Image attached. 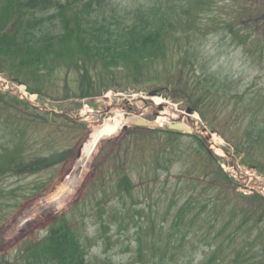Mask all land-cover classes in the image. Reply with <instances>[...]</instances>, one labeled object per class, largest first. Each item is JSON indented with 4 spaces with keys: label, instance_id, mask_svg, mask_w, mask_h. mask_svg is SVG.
Segmentation results:
<instances>
[{
    "label": "rangeland",
    "instance_id": "1",
    "mask_svg": "<svg viewBox=\"0 0 264 264\" xmlns=\"http://www.w3.org/2000/svg\"><path fill=\"white\" fill-rule=\"evenodd\" d=\"M153 1L111 0V4L118 14L125 15ZM218 1L221 4V0ZM210 13L212 12H204L203 17ZM52 27L50 25V28ZM219 38L220 35L213 34L199 39V44L203 47L202 56L209 58L205 68L221 75L230 72L241 73L243 57L240 50L222 52L217 46ZM181 45L187 46V40H183ZM180 53L181 48L170 54L168 61L155 60L152 66H140L138 70L144 77L138 81H134L131 66L125 64L113 66L111 69L90 66L87 71L74 67L51 66L50 70L41 68L39 73L45 76L42 84L46 94L44 96L30 94L26 85L15 82V77L8 71L0 73L1 78L8 81L9 85L8 90L3 89L1 85L0 91L15 96L16 91L24 88L31 100V108L50 113L43 119L35 115L32 112L34 110L30 111L26 107L13 108L21 111L22 116L28 119L27 124L22 123L21 130L15 131L17 125L7 129L8 133L17 132L16 137L21 138L17 143L20 145L21 156L25 161L52 156L59 161L38 172H7L0 176V264L8 260L17 261L30 243L40 241L48 235L55 219L61 224L71 226L78 234L88 264H153L166 255L163 261L168 260L169 256L175 257V260L170 262L172 264H207L205 259L210 256L215 242L198 240L194 232L190 233L177 249L174 244L165 248L176 204L184 202L191 192H196L192 186L194 182L195 185L200 184L197 190L206 189L205 182L219 171V165L223 162L227 164L228 172L235 176L237 181L243 182L241 191L249 192V189H254L251 186L256 182V175L260 180L264 177H261L258 169L245 166L242 161L244 154L237 156L238 160L234 161L231 156L223 157L220 153L222 159L214 158L206 149H201L200 142L204 141L206 148L209 146L197 132L207 126L208 133H211L212 128L198 112L190 119L183 120L187 125H196L195 131L171 135L165 132L169 128L166 123L157 129L131 126L111 136L105 135L99 140L91 156L86 157V166L75 182L70 185L67 183L69 176L75 175L77 171L82 148L89 143V153L93 137L113 111L120 110V113L126 116L140 110L147 119H154L155 104L147 103L152 95L161 94L171 110L176 113V117L169 121L172 123L173 119H179V115L191 106L181 97L182 94L177 93L174 85L178 79ZM187 65H190L189 62ZM187 68L190 69V66ZM147 72L149 74L145 76ZM249 73L250 71L243 72L242 78L247 80ZM98 74L100 77L102 74L108 77L109 90L98 96L81 97L82 86L86 89L91 87L92 94L102 89L103 81L98 79ZM114 76L116 79L113 80ZM20 79L30 80L32 86L36 84L26 74ZM142 97L147 101H143ZM0 100L1 106L11 110L7 104V96L1 97ZM126 100H130V103L127 104ZM218 105L219 107L208 105L201 109L203 108L211 119H214L217 110L214 125L226 135H230L234 133L235 128L231 129L226 124L232 106L225 111L221 108L222 105ZM219 111L224 113L220 114ZM63 112L66 116L54 115H62ZM8 113L9 111L5 110L1 115L6 116ZM192 134L198 136L194 137ZM217 134L219 135L218 132ZM236 134L239 138L242 137L240 133ZM198 137L204 140L201 141ZM4 143H7L6 139L0 141V148ZM222 145L228 153L236 152L233 144L224 139ZM213 153L216 155L217 152L213 150ZM159 155L166 161L171 158V163L166 162L170 169H157L154 158ZM124 171L135 185L130 195L118 192V182ZM246 174H254L251 182L244 181ZM61 187L63 191L57 197ZM219 190L226 191L228 198L225 204L229 210L264 211V202L256 197L257 194L238 195V187L236 190L234 187H208L204 194L220 193ZM255 191L264 196V192L259 188ZM176 192H179V198L172 204ZM250 224L251 222L246 228H249ZM177 238L178 235L172 237L173 240ZM245 238L246 229L238 235L237 243ZM234 247L225 246V254L231 256ZM164 251L167 252L166 255Z\"/></svg>",
    "mask_w": 264,
    "mask_h": 264
},
{
    "label": "trees",
    "instance_id": "2",
    "mask_svg": "<svg viewBox=\"0 0 264 264\" xmlns=\"http://www.w3.org/2000/svg\"><path fill=\"white\" fill-rule=\"evenodd\" d=\"M204 12L212 13L203 17ZM213 34L220 35L217 46L222 52L240 50L241 73L221 75L205 68L209 58L202 56L199 39ZM183 40L188 43L185 47L181 45ZM179 48L178 79L174 84L177 91L209 122L213 131L233 144L237 155L244 154L246 165L264 173V0H221V4L218 0H154L125 15L116 12L111 0H0V70L8 71L40 96L46 95L42 89L45 76L39 73L41 68L74 67L87 71L90 66L111 69L125 64L131 66L134 81H138L144 77L138 70L140 66L147 68L155 60L168 61L170 54ZM245 71H250L247 80L242 78ZM25 74L36 82L35 86L28 79H20ZM98 79L103 81L102 89L92 94L91 87L86 89L81 85V97L109 89L108 77L98 74ZM4 96L9 95L1 92L0 98ZM9 97V108L25 106L30 110L22 101ZM218 104L225 111L232 106L226 125L235 128L242 137L239 138L235 130L226 135L214 125L217 110L214 119L208 118L203 108L219 107ZM5 110L9 111L8 115H1ZM22 114L0 104V141H7L0 148V176L27 170L34 173L59 162L55 156L32 161H25L21 156L17 144L21 138L16 137L15 131L22 129V123H28ZM35 115L43 119L47 116L39 112ZM14 125L17 129L8 133L7 129ZM200 147L207 149L203 142ZM162 157L154 158L157 169H170L166 162L171 163V158L166 161ZM218 170L205 182L206 189L197 190L200 184L194 182L196 192L176 204L165 248L174 244L177 249L194 232L198 240L215 242L210 256L205 259L207 264H264V211L229 210L224 190L204 194L208 187L235 186L232 177L221 168ZM122 174L118 192L130 195L135 185L125 171ZM178 194L176 192L172 204L179 198ZM256 197L264 202L262 197ZM249 222L250 227L246 228ZM53 223L45 238L30 243L17 261L8 260L4 264H88L78 234L58 219ZM244 229L247 238L237 243ZM177 235V240H173ZM225 246L234 247L231 256L225 254ZM166 256L153 264H172L175 257L172 255L169 261H163Z\"/></svg>",
    "mask_w": 264,
    "mask_h": 264
},
{
    "label": "bare ground",
    "instance_id": "3",
    "mask_svg": "<svg viewBox=\"0 0 264 264\" xmlns=\"http://www.w3.org/2000/svg\"><path fill=\"white\" fill-rule=\"evenodd\" d=\"M22 95H26L24 88H22ZM155 100V105H159L160 103H166L167 101L163 98V97H154ZM157 108V107H156ZM90 112V110H88V113ZM89 114L92 115V112H90ZM158 122L159 123H168L172 117H176V113L174 111L171 110V108L166 107L165 109L161 110V112L158 114ZM125 118H123V115L120 113V110H115L113 111V113L109 116L108 118H106L104 124L102 126L105 125H111V124H115L118 121L121 123V125L125 124L124 121ZM101 127V126H100ZM191 130V128H190ZM213 139H212V147L215 148L216 152L219 153H223V150L221 148L222 144H223V138L221 136H219L218 134H213L212 135ZM89 143H86L84 145V147L82 148V152H81V158L78 160L77 162V171L74 174H72L71 176H69L70 178L68 179V184H73L75 182V180L77 179L78 175L82 172L83 168L86 166L85 165V160L86 157L89 155L88 150H89ZM63 188L61 187L60 192H58V196H60V194L62 193Z\"/></svg>",
    "mask_w": 264,
    "mask_h": 264
},
{
    "label": "water",
    "instance_id": "4",
    "mask_svg": "<svg viewBox=\"0 0 264 264\" xmlns=\"http://www.w3.org/2000/svg\"><path fill=\"white\" fill-rule=\"evenodd\" d=\"M162 107V106H161ZM186 113L188 114H192L193 113V110L192 108H188L186 110ZM157 114V113H156ZM133 123L135 124H140V125H145V126H151V127H156L159 125L158 122H148L147 120L143 119V118H137V119H134ZM118 124H115V126H109V125H106L104 126V128L100 129L99 132L96 133V135L93 137V144H92V147L89 151V155L88 156H91V152L94 151V149L97 147V144L99 143V140L104 138L105 135H112L114 134L116 131H117V128H118ZM170 128H176V129H179V130H183L185 127H184V124L180 123V122H176V123H172L169 125ZM207 131V127L203 129V132H206ZM207 138H211L209 135L206 136ZM211 142L209 141V144Z\"/></svg>",
    "mask_w": 264,
    "mask_h": 264
}]
</instances>
